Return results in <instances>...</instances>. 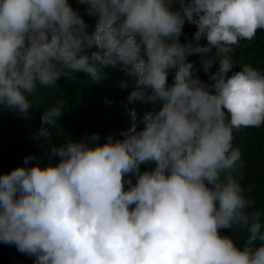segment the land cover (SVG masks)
Wrapping results in <instances>:
<instances>
[{"label":"clouds","instance_id":"clouds-1","mask_svg":"<svg viewBox=\"0 0 264 264\" xmlns=\"http://www.w3.org/2000/svg\"><path fill=\"white\" fill-rule=\"evenodd\" d=\"M80 2L0 0V108L26 116L38 86L104 67L150 107L139 120L127 108L118 135L66 137L0 172V241L32 264H264V208L244 195L233 144L264 124V71L232 56L264 29V0ZM64 110L43 109L37 141Z\"/></svg>","mask_w":264,"mask_h":264},{"label":"trees","instance_id":"trees-1","mask_svg":"<svg viewBox=\"0 0 264 264\" xmlns=\"http://www.w3.org/2000/svg\"><path fill=\"white\" fill-rule=\"evenodd\" d=\"M74 7L83 11L80 0H70ZM85 18L94 23V17L85 13ZM196 25L185 22L183 32L190 37ZM185 35L181 39L186 38ZM232 56L237 63H251L264 71V29H258L252 39H241L234 44ZM196 59L195 56L191 57ZM240 68L234 65V70ZM215 65L213 66V70ZM107 75L92 81L83 71L63 76L55 87L38 86L32 97L34 107L28 115L0 108V172L7 171L22 163L25 154L34 153L47 159L52 144L59 145L66 137L79 139L86 133L99 132L101 137L108 132L119 134L121 129L130 126L131 120L127 108L135 107L139 117L150 105L126 97L129 88L121 89L116 85L121 73L110 67L102 69ZM207 78L203 71L199 73ZM171 79V74L169 75ZM106 98L111 103H106ZM60 101L64 111L57 123L52 126L51 139H37L34 134L40 126V113L50 104ZM233 144L242 151V165L237 169L244 195L252 202V207L264 208V124L259 127L248 126L234 130ZM150 165H141V168ZM225 234H232L238 243L246 238V233L222 229ZM33 257L17 250L14 244L0 241V264H32Z\"/></svg>","mask_w":264,"mask_h":264}]
</instances>
